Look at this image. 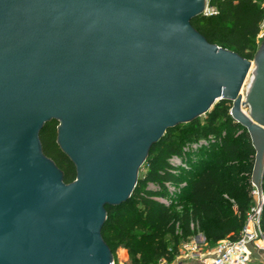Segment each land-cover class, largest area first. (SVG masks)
<instances>
[{"label": "water", "instance_id": "95a60500", "mask_svg": "<svg viewBox=\"0 0 264 264\" xmlns=\"http://www.w3.org/2000/svg\"><path fill=\"white\" fill-rule=\"evenodd\" d=\"M206 4L0 0V264H111L105 206L130 197L167 129L219 100L249 134L262 200L264 39L252 60L209 43L191 25ZM51 120L69 183L42 151Z\"/></svg>", "mask_w": 264, "mask_h": 264}, {"label": "trees", "instance_id": "16d2710c", "mask_svg": "<svg viewBox=\"0 0 264 264\" xmlns=\"http://www.w3.org/2000/svg\"><path fill=\"white\" fill-rule=\"evenodd\" d=\"M262 1L207 0L214 12L193 18L191 25L209 43L252 60L264 14ZM230 106L219 100L202 121L198 117L167 129L150 147L139 169L144 173L130 197L117 206H105L101 235L115 264L119 248L129 252L127 264L171 263L179 255L180 243L197 235L209 245L239 237L255 204L251 184L255 151L246 129L230 117ZM56 125L55 120L46 122L39 140L43 153L69 183L75 169L55 142ZM173 157L183 166L172 163ZM260 192L258 225L264 234V170Z\"/></svg>", "mask_w": 264, "mask_h": 264}, {"label": "built area", "instance_id": "2783aa9c", "mask_svg": "<svg viewBox=\"0 0 264 264\" xmlns=\"http://www.w3.org/2000/svg\"><path fill=\"white\" fill-rule=\"evenodd\" d=\"M260 7L264 10V1L260 2ZM214 12L213 8L208 7L206 4V8L204 11V15L210 14ZM264 34V14L262 20L259 24V32L257 37ZM180 164H183L180 161ZM175 165H177L175 163ZM169 191L173 189L171 187L168 188ZM255 195V204L248 211L246 217V224L242 231L240 232L239 237L236 240H228L223 239L215 243L213 250L210 252L211 258L207 264H250L251 262V249H263L264 248V234L260 231L258 220L259 213L261 209L262 200H258L257 193L254 188L253 191ZM161 201H165L164 199H160ZM190 244L189 247H186L189 252V257L191 259H196L202 256V252L198 247V244L195 241ZM258 242H261V246L258 245ZM263 245V246H262ZM167 263L164 260L158 261L157 264H172ZM111 264H115L114 260ZM118 264V262L116 263Z\"/></svg>", "mask_w": 264, "mask_h": 264}, {"label": "rangeland", "instance_id": "374dc122", "mask_svg": "<svg viewBox=\"0 0 264 264\" xmlns=\"http://www.w3.org/2000/svg\"><path fill=\"white\" fill-rule=\"evenodd\" d=\"M263 39H264V34L259 36V37L256 36L257 47L261 43V41ZM248 81H249V76H247V78H246V80L244 82V85H243L241 93H243L244 90L246 89ZM203 119H204V114L200 116V120L202 121ZM170 161L172 163H174V164L176 163L178 166H181V164H180L181 160L178 157H173V158H171ZM143 173H144V170L139 172L138 173V177L142 176ZM148 187L152 188V189L155 188V186L153 184H149ZM255 200H256V198H255ZM192 241H195L198 244L199 249L204 254H208L210 248L212 247V245H209V244L203 242L204 240L202 239L201 235H197V236H195V237H193V238H191V239H189L187 241H184V242L180 243V245H179V255L175 258L173 263L174 262L176 264H178L179 262H180L179 264H183V263H186V262L188 263L190 257H189V252L187 251L186 247H189L190 244L193 243ZM117 253H118L117 254V258H118L117 262H118V264H127V262H128L127 260L130 257L129 252H127L125 249L119 248ZM206 256H204V257H206ZM126 258H127V260H126Z\"/></svg>", "mask_w": 264, "mask_h": 264}, {"label": "crops", "instance_id": "0c3cea01", "mask_svg": "<svg viewBox=\"0 0 264 264\" xmlns=\"http://www.w3.org/2000/svg\"><path fill=\"white\" fill-rule=\"evenodd\" d=\"M202 239L204 240L203 237H202ZM214 245L215 244L212 245V247L210 248L208 254L202 253L201 257L196 258V259H191L190 258L188 263L186 262V263H183V264H207L210 261V258H211L210 252L213 250ZM258 245L261 246V242H258ZM204 256H206V257H204ZM172 264H176V263L174 262ZM250 264H264V248L263 249H255V248L251 249V262H250Z\"/></svg>", "mask_w": 264, "mask_h": 264}, {"label": "bare ground", "instance_id": "6f19581e", "mask_svg": "<svg viewBox=\"0 0 264 264\" xmlns=\"http://www.w3.org/2000/svg\"><path fill=\"white\" fill-rule=\"evenodd\" d=\"M242 91V90H241Z\"/></svg>", "mask_w": 264, "mask_h": 264}]
</instances>
